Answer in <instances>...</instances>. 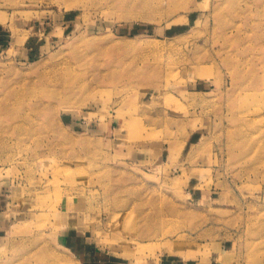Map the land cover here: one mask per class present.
<instances>
[{"label":"rangeland","instance_id":"rangeland-1","mask_svg":"<svg viewBox=\"0 0 264 264\" xmlns=\"http://www.w3.org/2000/svg\"><path fill=\"white\" fill-rule=\"evenodd\" d=\"M0 190V264H264V0H0Z\"/></svg>","mask_w":264,"mask_h":264},{"label":"crops","instance_id":"crops-1","mask_svg":"<svg viewBox=\"0 0 264 264\" xmlns=\"http://www.w3.org/2000/svg\"><path fill=\"white\" fill-rule=\"evenodd\" d=\"M81 119L83 118H72L71 125L80 128L81 123H85ZM6 210V198L0 190V240L5 236L10 225L7 218H5ZM61 244L77 264H120L112 257L97 253V249L92 246L87 235L80 232V230H68L62 238Z\"/></svg>","mask_w":264,"mask_h":264}]
</instances>
